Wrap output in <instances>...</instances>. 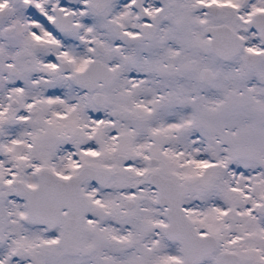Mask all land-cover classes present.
I'll return each instance as SVG.
<instances>
[{"label": "snow or ice", "instance_id": "obj_1", "mask_svg": "<svg viewBox=\"0 0 264 264\" xmlns=\"http://www.w3.org/2000/svg\"><path fill=\"white\" fill-rule=\"evenodd\" d=\"M0 264H264V0H0Z\"/></svg>", "mask_w": 264, "mask_h": 264}]
</instances>
